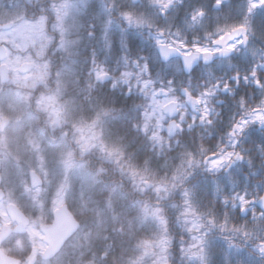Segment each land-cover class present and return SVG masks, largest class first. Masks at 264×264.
Listing matches in <instances>:
<instances>
[{
    "label": "trees",
    "instance_id": "1",
    "mask_svg": "<svg viewBox=\"0 0 264 264\" xmlns=\"http://www.w3.org/2000/svg\"><path fill=\"white\" fill-rule=\"evenodd\" d=\"M0 2L2 3L0 21L4 16L5 20L16 16L30 18L36 12L35 2L32 0H0ZM143 3H146L144 12L136 10L137 8L129 9L145 21L141 25H130L125 20L124 23H121L122 17L118 14L123 9L120 8L110 11V18L113 20L108 24H100L101 26L98 25L94 28L92 22L88 23L85 20L82 28L75 33L76 35L99 32L104 36L99 40L86 39L78 42L76 46L78 53L68 62L74 73L70 83L73 94L79 92L80 98L85 96L90 99L104 97L110 100L112 94L106 91L108 87L101 85L99 92L90 90L88 83L93 82L88 79L90 71L94 66H100L117 74L125 70L136 73L137 68L131 63V60L140 57L148 60L153 69V87L155 88L166 84L167 77L174 71L180 73L178 78L188 84L194 95H196V90L218 83L219 87L215 88L216 95L213 98L225 101L213 103V105L215 111L220 112V116L223 118L222 122H216V126L211 128L210 132L206 125L199 124L200 119L196 120V126L203 133L204 143L211 149L207 153V157L214 153L233 152L235 146V149L246 158L242 160L235 158L234 167L215 174L208 171L207 165L204 163V169H198L195 175L189 177L181 188L171 190L166 195L162 189L163 199L159 206L153 202L154 199H159L154 194L145 200L127 191V182L124 186L109 185L110 176L102 174V183L97 185L94 195L98 205H90L94 208L92 231L86 237H82L79 242L80 245L87 246L83 249L85 251L83 259H91L93 264H113V260L116 261V264H152L154 260L161 261V264L164 262L166 264H264V254H261L255 247L258 240L264 239V235L245 242L238 235L233 236L229 232L222 233L219 228L213 227L210 230L199 226L193 228L194 223L200 225L208 216H215L219 221L224 218L227 212L232 223H243L254 218V211L257 213L264 211L257 205L258 200L254 199L258 195L264 194V128L258 127L259 121L252 122L251 117L242 115V109L234 103V100L240 96L247 98L249 103H254L262 91L255 80L258 78L261 84H264V67H258V65L264 64V46H262V42H264V6L256 7L249 15L247 13L249 0H224L219 7L215 6L214 0H174L173 5L166 10V14H162V6L154 4L153 0L138 1L139 5ZM44 9L42 7V12ZM198 9H203L206 15L199 22L192 21L191 17ZM245 16L248 17L250 27L258 38L255 44L245 49H239L234 55L222 61L223 65L229 66L231 69L205 73L196 68L190 74V79L189 75L183 72L181 66L178 70L172 62L161 61L155 43V40L161 37L158 32L148 27V24L155 23L160 28L167 29L163 38L168 42L180 39V37H185L187 42L193 38H202L206 31L217 26L244 20ZM87 18L91 19L92 15ZM47 29L51 33L52 25L48 24ZM109 43L110 48L107 47ZM69 55L71 56V54ZM125 57L129 61L127 65L124 63ZM253 70L256 71V77L252 76ZM237 74L239 75L238 81ZM245 76L248 77L247 81L244 79ZM131 79L134 81L135 77L133 76ZM46 81L51 85L55 95H62L61 89L53 86L48 80ZM225 83L229 85V90H224ZM116 85L117 89L127 87L123 81H118ZM230 89H234V92L230 93ZM43 90V85H40L34 92L31 89V92L35 96ZM26 92L24 90L25 94ZM27 98L29 101L30 98ZM200 106L203 107V103ZM96 107L97 102H94L91 107L85 104V109L88 111ZM31 110L33 109L29 106L26 112ZM213 113L215 114V112ZM5 114L11 115L13 120V114L7 111ZM26 115H22V118ZM33 115L36 116V113L34 112ZM101 119L103 120L105 117L101 116ZM242 119L249 120V124L244 127L242 132L237 129L236 135L228 138L225 133L229 130L233 131V126L240 123ZM252 124L254 125L252 126ZM41 125L42 123L37 119L28 121L24 130L47 129ZM160 132L161 135L167 136L162 128ZM194 132L195 129H193ZM18 138V144L24 145L25 136L21 135ZM46 139H50V137L48 136ZM182 142L193 150L197 148L194 135L192 137L184 136ZM220 145L225 146L223 152L218 151ZM179 151L178 145L172 153H169V156H177ZM145 155L147 152L141 151L136 158L142 160ZM24 161L22 163H25ZM29 161L34 162V159H29ZM101 163L102 161L92 156L89 158L87 167L96 170ZM174 163H178V159L165 161L154 158L149 164V169L163 175L165 171L171 169ZM108 187H111L113 195L110 200L106 201L104 196L107 195ZM185 189L189 192L188 199L192 208L200 214L199 221L191 214L181 215L187 207L183 196ZM240 196H244L249 203L242 204ZM225 199L228 201L227 204L224 203ZM84 202L87 203V200L85 199ZM242 208L246 210L241 211ZM189 228L193 229L192 232L188 231ZM116 229H121V231H116ZM193 236L204 241L197 248L191 247L196 243L192 239ZM228 236H232L231 241L227 239ZM200 248H203L200 255H192V253L199 252ZM141 252H143V256H141Z\"/></svg>",
    "mask_w": 264,
    "mask_h": 264
},
{
    "label": "clouds",
    "instance_id": "2",
    "mask_svg": "<svg viewBox=\"0 0 264 264\" xmlns=\"http://www.w3.org/2000/svg\"><path fill=\"white\" fill-rule=\"evenodd\" d=\"M68 8L67 0H48L47 7L44 9V19L46 22H51L53 32L43 35L44 43L37 50L36 62L41 65H47L49 79L52 78L53 74L62 73L63 71L62 66L57 65L54 59L58 50L63 49L59 47L61 43L57 42L56 29L59 28L60 40L63 41L66 31L64 25L71 22ZM118 15L120 16V13ZM242 22L243 20L228 22L210 31H206L202 38H193V40L187 42L189 44L199 43L202 46H213L211 41L218 34L217 28ZM148 27L156 32L162 29L155 23L148 24ZM163 30L164 33L167 32V29ZM92 35L93 32H89V36ZM248 37V46L255 44L258 39L250 26ZM180 39L186 40L185 37H180ZM9 43H11L13 48L26 51L25 45L17 43L15 39L9 41ZM262 46H264V42H262ZM45 47L51 49L52 55L44 51ZM238 50L239 47L236 51ZM0 51L4 50L0 49ZM137 61H139L140 67H136V74L143 79H149L154 82L153 69L149 61L140 57L133 58L131 63L135 65ZM145 62L149 65V72L142 71V66ZM106 71L109 72V76L104 81H101L100 84L92 82L90 84V90L99 92L101 85L111 80L112 84L106 90L112 94L110 100L104 97L90 99L88 96H85L80 98L79 92L73 94L71 85L65 84L64 95L57 98L59 104L66 106L67 109L65 118L60 124H53L50 118V111H46L40 104L41 97L48 94H55L47 81H41L44 90L38 95L33 96L32 92L27 94L31 99V106L36 113L37 121L42 123L51 133H58L59 135L58 144L62 146L59 155L60 162L62 163L65 157L70 156L76 162L73 167L79 170L72 175L64 173L57 177L55 184L52 186L51 196L42 199L43 206L34 207L32 211H26L25 213L37 224H40L41 221L44 224L55 221L57 216L54 211L55 201L59 198L58 193H62L65 209L71 214L74 221L72 230L59 242L55 250L45 257L46 264H93L91 259H83L85 255L83 249L87 246L80 245L79 242L82 237H86L92 231V226L94 225V208L90 205H98V201L94 199V195L97 185L102 183V174L104 176H110L109 185L118 184L124 186L127 182V191L145 200L154 194L159 199H154L153 202L159 206L163 199V196H161L162 189L166 195L171 190L181 188L189 177L195 175L198 169H204V160L207 157V153L211 151L210 147L204 143L203 133L196 126L195 116H193L191 121L187 119L186 105L190 104L194 111L201 113L200 125H206L208 129L215 127L217 119L220 117V112L215 111V106L213 105V96L216 95L214 84L207 88L196 90L195 96H201L204 101V106L201 107V104L196 105L187 99L184 90L188 89L192 94L193 90L182 79L178 78L180 73L175 71L167 77V83L162 87L155 88L153 84L147 89H144L142 86L137 87L135 80L126 88H113V84H116L118 81H123L121 79L123 71L119 72V74L111 72L110 69H106ZM190 72L191 70L189 71V79ZM88 79L90 81L93 79L91 73H89ZM28 83L31 85V81ZM38 86L36 84L34 87L29 88L34 92ZM154 88L157 90L161 88L168 90L169 97H175L177 100L176 105L170 106L174 111L164 110L169 115L179 113L178 120L172 119L169 121L167 125V136L161 135V121H156L154 124L150 123L147 133L144 129L146 122L145 114L155 107L152 96ZM205 90L211 94L203 96L202 93ZM231 92H234V89H230ZM180 93L183 94V98ZM94 102H97L95 109L91 111L85 109V104L91 107ZM234 103L239 105L244 116L250 117V113L253 115L255 113L253 111L254 109H259L264 112V89H262L254 103H249L248 99L244 96L236 98ZM205 111L208 113L207 116L204 115ZM213 112L215 114L211 115ZM97 114L105 117V119H100L91 131L85 130L83 133L77 131V128L82 122L90 124L96 119ZM210 115L211 118H209ZM193 129H195L194 133ZM153 131L156 132V136L151 134ZM94 132L99 133V141H91L94 146L87 152L83 151L81 144L84 141L80 139V136L83 135L85 139L90 140ZM231 132L229 130L225 135L228 138H232ZM186 135L189 137L195 136L197 143L195 150L191 147H186L182 142V138ZM178 145L180 151L177 156H169V153H172ZM111 148H115L117 151L110 155L108 149ZM224 150V145L218 146L219 152H223ZM141 151H146L147 155L142 160H138L136 157ZM233 152L240 153V151L235 149V146L233 147ZM92 156L102 161L96 170L87 167L89 158ZM154 158L165 161H175L178 159V163H174L170 170L165 171L163 175H159L158 172L149 169V164ZM189 161H191V164H189ZM133 170L135 171V175H133ZM181 170L187 173V177H185L183 182L178 179ZM162 184L165 185L164 188H160ZM173 185L175 186L173 187ZM106 191L107 195L104 196V199L107 201L112 198L113 191L111 187H108ZM0 192H4L5 197H7L6 190L0 189ZM85 199L87 203L84 202ZM254 199L264 204V194H260ZM20 207L21 210H24L22 205ZM241 211H244V209L242 208ZM210 220L212 223H209ZM199 227L208 228L209 230L213 227L219 228L222 233L229 232L233 236L238 235L242 240L247 242L254 237L264 235V211L258 213L254 211V218H250L243 223H232L228 218L227 212L224 218L219 221H217L215 216H208ZM116 231H121V229H116ZM227 239L231 241L232 236H228ZM261 243H264V239L258 240L255 247L257 248V245ZM141 256H143V252H141ZM18 259L21 260V264H25L26 257H18ZM113 264H116L115 260H113ZM152 264H161V261L154 260Z\"/></svg>",
    "mask_w": 264,
    "mask_h": 264
},
{
    "label": "flooded vegetation",
    "instance_id": "3",
    "mask_svg": "<svg viewBox=\"0 0 264 264\" xmlns=\"http://www.w3.org/2000/svg\"><path fill=\"white\" fill-rule=\"evenodd\" d=\"M48 0H35V10L42 11V6L44 8L47 7ZM67 3L70 4L71 9L74 12L75 21L80 24H84V21L87 20L88 22L91 20L93 22V26L100 24V9L105 8V10L110 14V11L116 9L117 6L125 7L123 10L131 9L130 3L125 1H113L111 4L103 2V0H67ZM108 4V6H107ZM137 4V3H133ZM135 6V5H134ZM39 7V8H38ZM146 8V5L139 6L136 10L144 12L143 9ZM89 15H92L93 18H87ZM111 19L108 22H111ZM121 23H124L123 18L120 19ZM49 23H51L49 21ZM104 35L102 33H97L92 36L88 35H78L76 39L78 41H84L86 39L89 40H99L102 39ZM56 39L58 43H63L66 50L60 49L58 50L56 56L54 57L56 64L61 65L63 68L62 73L53 74L52 78L49 79V73L47 69L43 75L44 80H48L53 86L57 87L58 84L64 89L65 84H70L72 80L73 68L68 64L69 62V55H68V48L67 42L68 37L63 41L60 40V35L56 32ZM64 41H66L64 43ZM47 53L52 55L51 49L47 48ZM224 60L223 58L217 57L215 55L213 60L208 62L207 64H203L201 62L198 65V70L201 72H209V71H225L231 69L229 66L220 65V61ZM211 63V64H210ZM96 67V66H94ZM91 72L93 82L100 84L101 81H97L95 77V73ZM56 80V82H53ZM60 80V82H59ZM105 80V79H104ZM102 80V81H104ZM41 82V81H40ZM91 83H88L90 87ZM112 84L111 80H108L106 83L102 84V86L109 87ZM64 95V94H63ZM220 99V98H219ZM217 99L213 98V103L222 102L224 99ZM225 101V100H224ZM188 110L191 112L189 114L190 119L192 120L193 116H195V120L200 119L201 114L198 111H194L191 106H188ZM211 115H214L212 113ZM211 115L209 118H211ZM255 115V113L253 114ZM222 116H220L217 122H222ZM167 123L168 120H165ZM200 124V123H199ZM237 124V123H236ZM254 124H252L253 126ZM216 126V125H215ZM259 128H264V125L259 123ZM214 128V127H213ZM211 132V129H210ZM5 132L0 131V189H4L7 191V197H5L4 192H0V231L6 224H12V228L17 226L16 223H12L10 220V211L9 207L11 205H16L21 209V205L23 206L22 212L25 214L26 211H32L34 207H37V201L42 200L43 198L50 197L52 194V186L55 184L57 177L60 175L67 173L68 174V167L65 164V160H68L69 157H65L62 163L59 160V153L58 150L61 149V145L58 144L59 135L58 133H51L49 130L43 132V135H50L52 141L49 145H44L41 139L33 140L34 145L29 147L28 149L34 150L35 148L39 152L38 155L42 157V152L45 146L48 147L51 151H54V154L51 155V160L48 163H42L39 161L37 164V168L29 169L28 167L22 166L20 162V150L21 147L19 145H11L14 140L5 138ZM37 132L35 133V135ZM10 137V136H9ZM38 141V142H37ZM7 143V145H4ZM39 143V144H38ZM222 155V154H220ZM220 155L212 154L208 160V163H211V160L219 158ZM236 164L235 157L232 158V163L228 164L227 162L218 170H212L213 174L223 171H228L230 167H234ZM36 172L39 181L34 183L32 173ZM37 179V177H34ZM30 190V191H29ZM39 190V192L37 191ZM35 197V199H33ZM26 215V214H25ZM35 215V213H33ZM28 216V215H26ZM8 218L9 221L5 222L4 219ZM30 224L28 225L27 229L23 232L14 231L11 228L10 234L6 236V238L2 241L0 245V249H2L7 255L12 256L16 259L25 258V264H46L45 258H43L44 251L41 250L39 245H43L45 248L48 247V243L46 241V235L41 229V224L32 223V220L29 216ZM54 222V221H53ZM47 223L45 225L53 224ZM33 232H38L39 235L33 236ZM21 264V260L18 259Z\"/></svg>",
    "mask_w": 264,
    "mask_h": 264
},
{
    "label": "snow or ice",
    "instance_id": "4",
    "mask_svg": "<svg viewBox=\"0 0 264 264\" xmlns=\"http://www.w3.org/2000/svg\"><path fill=\"white\" fill-rule=\"evenodd\" d=\"M224 0H215V6L219 7L223 4ZM153 3L156 5H160L162 14H166V10L173 5L174 0H153ZM258 6H264V0H258V2H253V0H249V6L247 8V13L250 15L253 10ZM206 15L205 11L203 9H198L195 11V13L192 15L191 19L192 21L199 22L203 19V17ZM120 16L123 18V20L127 21L128 24H136L141 25L145 23V21L139 17H137L132 11L130 10H122L120 11ZM250 22L248 20V17L245 16L242 23L234 24L231 26H224L223 28H217V36L212 39L211 44L213 46H202L199 43H192L188 44L183 39H173L171 42L166 41L163 38H158L155 40L156 45L158 46L162 59L167 61L172 54H179L183 57L184 66L187 70H191L193 63L200 57H203L204 61L207 63L209 62L212 57L219 54L222 56H228L231 52L236 51V49L243 45L247 46L248 42V31H249ZM243 34V36H241ZM94 35V33H93ZM106 35V33H105ZM158 35L160 37L164 36V30L160 29L158 32ZM179 35V33H177ZM27 48V45H25ZM59 47H64L63 43L59 45ZM107 47H111L110 43L107 45ZM4 64L2 67L5 69V71L0 74V85H4L5 82H10L13 84H16L18 87H34L37 83L36 80H33L31 82V85H29L27 81V77H20L18 74H16V65L21 64V59L19 56H16L15 58H9L8 55H5ZM95 64V61H93ZM124 63L127 65L129 63L127 57L124 58ZM23 65H32L36 67L38 70L43 67L44 69H47V65H41L38 64L36 61H33L30 57L26 58L23 61ZM13 67V75L10 77L8 75L7 69L9 67ZM135 67H140L139 61L136 62ZM258 67H264V64L258 65ZM95 73V77L97 81H102L105 78L109 76V72L106 71L103 67L96 66L92 70ZM143 72H149V65L147 62H145L142 66ZM256 71L253 70L252 76L256 77ZM135 77V83L137 86H142L144 89H147L150 85H153L154 82L149 79H143L142 77L138 76L136 73L132 71L125 70L122 72L121 79L123 80L124 85L128 86L130 83H132V77ZM237 81L239 80V75L237 74L236 77ZM245 81H247L248 77H244ZM40 80L43 81L44 77L41 76ZM23 81V83H22ZM171 83V82H169ZM255 83L260 86L262 89H264V84H261L260 80L257 78L255 80ZM117 85L113 84V88H116ZM219 87V84L217 83L215 85V88ZM224 90H229V85L227 83L224 84ZM3 91V88L0 87V92ZM187 99L189 101H192L194 104L199 105L204 103L201 96H193V94L188 90H184ZM163 93L165 95V99L161 100L157 97ZM207 90H205L202 95L207 96L210 95ZM153 96V104L155 107L150 109L148 112H146V122L144 124L145 132L147 133L149 131V124L152 123L153 116H156V121H162L164 119V110L174 111V109H171L170 106H174L177 104V100L175 97H169L168 90L166 89H155L152 92ZM30 98V97H29ZM56 100V95H50V96H43L40 98V104L41 106L46 110L50 111V118L52 120L53 124H60L63 122L65 118V112H66V106H60V107H53V103ZM255 113L262 112L259 109L253 110ZM156 113H160V115H156ZM107 115V113H105ZM205 116L208 115L207 111L204 113ZM252 122L259 121L262 125H264V115H251ZM101 119V116L97 114L96 119L93 120L90 124L86 122H82L81 125L77 128V131L80 133H83L85 130L91 131L93 128H95L97 122ZM249 124V120L242 119L240 123H237L233 126V131L230 133L232 136L236 135V130L238 129L240 132L244 130V127ZM153 136H156V132L153 131L151 133ZM170 134V133H169ZM80 139L84 142L81 144V148L83 151L87 152L90 148L94 146V144L91 141H99V133H93L91 139H85L83 135L80 136ZM117 151L115 148L108 149L109 154L111 155ZM216 155V154H214ZM235 157L236 159L242 160L243 156L238 152H226L219 156L217 159L211 160V163L209 164L207 159L205 160V164L207 165V170H218L220 169L226 162L228 164L232 163V158ZM65 164L67 167H72V164L70 163V156L68 160H65ZM189 164H191V161H189ZM133 175H135V171L133 170ZM185 177H187V173H185L183 170L180 172V176L178 179H180L182 182L184 181ZM175 185H173L174 187ZM165 185H160V188H164ZM30 191V190H29ZM39 192V190H37ZM59 198L55 201V209L57 216L65 209L64 200L62 193H58ZM183 196L185 197L184 203L187 205V207L184 209V211L181 213V215L187 216L188 214H191L195 217L197 221L200 219V214L195 211V209L192 208L191 202L188 199L189 192L185 189L183 191ZM35 199V197H33ZM242 204L246 205L249 202L245 199L244 196L239 197ZM227 199H225L224 203L227 204ZM37 206H43L42 200L37 201ZM246 210V209H244ZM32 223H36L35 221H32ZM209 223H212L210 220ZM41 227L44 228L45 231H47V226L41 221ZM199 225L194 223L193 228H197ZM223 227V225H221ZM192 228H189L188 231L192 232ZM33 236L39 235L38 232H33ZM192 239L196 241V243L192 244V248H197L198 245L202 244L204 241L203 239H198L196 236H193ZM38 247L41 248L45 253H48L49 249L45 248L43 245H39ZM257 248L261 254H264V243H261L260 245H257ZM203 252V248H200L199 252L192 253V255H200V253ZM203 259V257H201ZM10 264V262H9Z\"/></svg>",
    "mask_w": 264,
    "mask_h": 264
},
{
    "label": "rangeland",
    "instance_id": "5",
    "mask_svg": "<svg viewBox=\"0 0 264 264\" xmlns=\"http://www.w3.org/2000/svg\"><path fill=\"white\" fill-rule=\"evenodd\" d=\"M1 2H0V6H1ZM68 8V12H69V16L71 17V22L64 25L66 31L64 33V36H68V38H70V36L77 32L79 30V26L76 25L77 21H75V16H74V12H72L73 10L71 9L72 7ZM15 19V20H14ZM1 20L3 22L9 21V20H14L16 23L14 25V27L10 30H5V31H0V42H3L7 45L8 47V52H9V58H15L16 56H19L21 59V64L20 65H16V74H18L20 77L24 78L27 77V81L28 82H32L33 80L38 81V79L44 74V71L42 69V67L38 70L36 67L34 69H32L31 72L24 74L19 72L20 66L23 64V61L30 57L32 59V56L29 53H21L19 52V50L22 49H16L13 48L11 43H9V41H12L13 39H15V41L17 43H22L24 45H27L26 50L29 49H36L39 50L41 44L44 43L43 41V35L47 34L46 33V21L44 19V17H40L33 21V20H28V19H22L19 17H13L12 19H8L5 20V16L4 18H1ZM35 42V43H34ZM75 43H72L69 41V47L71 48L72 51L76 52V48L74 47ZM68 47V45H67ZM25 51V50H22ZM30 51V50H29ZM33 60V59H32ZM174 65H177L176 63H174ZM10 69L12 71V75H13V67L10 66ZM23 83V81H22ZM17 85L16 84H12L7 91L4 93V96L2 97L1 101L3 100L4 102H1L0 105V118L5 114V111L9 112L10 114L14 115V118L12 120V124L9 127V133H17L22 127L25 126L26 122L28 121H32V117L31 114L29 112H26V110H28V98L23 100V95L22 91H18L17 90ZM28 94V93H27ZM26 94V97L28 96ZM58 97H61V95H56V100L54 101L57 104V107H60L61 105L58 102ZM158 99H165L166 97L162 98V97H157ZM11 109H10V107ZM9 107V108H8ZM54 107V105H53ZM56 107V106H55ZM187 108V113L186 115H189V111H188V106L186 105ZM7 109V110H5ZM27 114L26 116H24L22 118V115ZM259 115H264L262 112L258 113ZM156 115H160V113H156ZM164 115V119L160 122L162 125V129L165 127V120H167L165 114ZM10 118H12L11 115H7ZM155 119L156 116H153L152 118V123H155ZM15 139L14 137L11 138V140ZM18 141V140H17ZM38 142V141H37ZM39 144V143H38ZM79 171L77 168H75L72 171V174ZM5 222H8L9 219L5 218L4 219Z\"/></svg>",
    "mask_w": 264,
    "mask_h": 264
},
{
    "label": "water",
    "instance_id": "6",
    "mask_svg": "<svg viewBox=\"0 0 264 264\" xmlns=\"http://www.w3.org/2000/svg\"><path fill=\"white\" fill-rule=\"evenodd\" d=\"M13 26V23H7V24H0V28L3 29H9ZM245 47V46H243ZM0 49H3L4 51H0V61H3L5 55H7V49L4 45H0ZM159 55L162 59L160 50L157 46ZM235 51L231 52L228 56L234 54ZM220 57H227V56H222L219 55ZM176 57H180L181 59V63L183 66V69L185 71V73L189 74V70H187L184 66V61H183V57L179 54H172L170 55L169 59L167 61L163 60L164 62H168L169 60H171L172 58H176ZM200 61H204L203 57L198 58L192 65L191 68V72L194 69V67L200 62ZM205 62V61H204ZM4 64V63H3ZM2 64V65H3ZM2 65L0 66V74H2L5 69L2 67ZM32 68V65H24L22 68V71L26 72L29 71ZM8 71V75L10 76V69H7ZM190 72V73H191ZM7 83V82H5ZM4 90V86H1ZM2 92H0L1 94ZM164 95L163 93H161L159 96ZM183 95V94H182ZM171 119H176V117L179 115V113H175L172 115H169V113L165 112ZM10 123V119L5 117L2 119L1 123H0V130H5V128L8 126V124ZM166 133L168 134V129L166 127L165 129ZM32 175L35 177L37 176L36 173H32ZM39 178L37 177V179L33 178V182H38ZM258 205H260L263 209H264V204H262L261 202H257ZM9 211H10V216L13 222H17L18 226L12 230L14 231H20L23 232L26 230V227L29 224V219L27 216H25L21 210L15 206V205H11L9 207ZM47 226V231L44 230V228L41 227L42 231L45 233L46 235V241L48 242L49 246L47 247L49 249L48 253H43V257H47L48 255L51 254V252H53L55 250V247H57L59 245V242H61L64 237L72 230V228L74 227V221L71 217V214L64 209L59 216H56L55 221L53 222V224L50 225H46ZM11 230V226H4L2 231L0 232V245L2 243V241L6 238V236L8 234H10ZM19 264V261L16 258H13L9 255H7L2 249H0V264ZM32 264V263H31Z\"/></svg>",
    "mask_w": 264,
    "mask_h": 264
}]
</instances>
